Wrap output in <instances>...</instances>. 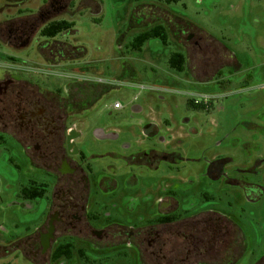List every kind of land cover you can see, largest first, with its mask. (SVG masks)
I'll return each mask as SVG.
<instances>
[{"label": "flooded vegetation", "instance_id": "1", "mask_svg": "<svg viewBox=\"0 0 264 264\" xmlns=\"http://www.w3.org/2000/svg\"><path fill=\"white\" fill-rule=\"evenodd\" d=\"M30 1L0 0V135L21 147L36 178H43L24 186L21 197H41L45 210L32 231L0 245V259L11 261L4 264H232L244 244L242 225L216 210L191 213L185 197H196L192 188L206 177L210 184L239 186L244 198L256 203L264 184L233 177L227 157L212 158L185 181L186 159L177 141L185 133L175 136L154 120L139 119L140 131L130 141L119 128L102 120L94 124V109L107 89L88 80L82 68L61 70L80 58L63 35L73 28L45 32L67 20L57 18L73 0H38L37 8H30ZM78 1L84 11L93 3ZM182 31L189 46L210 50L202 35ZM62 74L69 77L64 86L40 82ZM70 136L76 137L71 149ZM33 190L44 192L37 196Z\"/></svg>", "mask_w": 264, "mask_h": 264}, {"label": "rangeland", "instance_id": "2", "mask_svg": "<svg viewBox=\"0 0 264 264\" xmlns=\"http://www.w3.org/2000/svg\"><path fill=\"white\" fill-rule=\"evenodd\" d=\"M37 1H30L29 7L37 8ZM217 1L99 0V5L92 1L93 8L84 11L73 0L71 9L57 19L75 22L74 31L63 35H69L74 53L81 54L61 70L82 68L88 79L107 89L94 109V124L102 120L121 129L126 141L140 131L139 119L154 120L175 136L185 133L177 140L186 159L185 181L212 158L227 157L233 177L264 184V161L258 164L264 160V0H233L243 4L237 12L229 6L216 8ZM176 17L205 29L208 36L203 39L210 50L201 53L189 46L181 32L185 24ZM156 24L166 27L169 42L150 39L142 50H133V39ZM219 42L226 50L219 48ZM174 52L190 57L185 71L168 65ZM68 78L40 77V82L64 86ZM117 101L123 105L118 111L112 108ZM108 148L112 147L107 144ZM205 178H198L192 188L196 197H185V209L216 210L235 219L250 248L237 264H254L255 255L264 253V194L261 201L251 203L239 186L210 184ZM34 179L43 178H36L23 149L0 135V245L10 244L40 223L42 199L21 197V189ZM6 262L11 261L0 259V264Z\"/></svg>", "mask_w": 264, "mask_h": 264}, {"label": "trees", "instance_id": "3", "mask_svg": "<svg viewBox=\"0 0 264 264\" xmlns=\"http://www.w3.org/2000/svg\"><path fill=\"white\" fill-rule=\"evenodd\" d=\"M93 2H95L97 5H99V3H98L99 0H93ZM172 17L173 16L169 15V18H172ZM174 18L175 17H173V19ZM176 19L180 20L181 22H184V24H185V21H182L180 18L176 17ZM169 21H170V19H169ZM174 21H175V19H174ZM147 22H151V21H143L142 23H147ZM169 23L172 24L171 22H169ZM74 24H75V22H70L67 20L56 21V22L48 25L46 27L45 32H46V35H56L58 33H61V32H64L66 30L73 28ZM184 27H185V25H184ZM205 36H208V35H205ZM150 39H159L164 44H167L169 42V35H168L166 27L163 24H156L155 26H153L150 29L142 32L140 35L136 36L133 39V41L131 42L130 47L135 51H140V50H142L144 45L147 43V41H149ZM209 39L210 40H208V41L213 43L214 45H216V43H218L215 39H212V38H209ZM219 45H220V42H219ZM221 46L222 45H220V47ZM222 49L226 50V48H224V47H222ZM168 65L176 71L183 72L187 68V65H189V56L187 57L185 54H183L181 52H174L169 57ZM25 190H27V188ZM28 192H31V190H29ZM32 192L34 195L41 196L44 191L41 190L40 192H38V191L33 190ZM25 198L37 199V198H41V197H25Z\"/></svg>", "mask_w": 264, "mask_h": 264}, {"label": "crops", "instance_id": "4", "mask_svg": "<svg viewBox=\"0 0 264 264\" xmlns=\"http://www.w3.org/2000/svg\"><path fill=\"white\" fill-rule=\"evenodd\" d=\"M233 0H218L215 4H216V8H218L219 6L222 7L223 9L228 7L230 9H235L236 12L239 11L242 7L243 4L242 3H233ZM232 2V3H230ZM179 18V17H178ZM181 19V18H180ZM182 21H185V27L183 26V28H191L193 29L196 33H198L199 35H207L206 34V30L202 29V28H198L196 25H192L189 21L185 20V19H181ZM167 23L170 25L169 20H166ZM184 23V22H183ZM189 27V28H188ZM182 28V29H183ZM181 29V32H183ZM208 33V32H207ZM185 32L182 33V37H184ZM211 36V35H210ZM220 49H222V47H219ZM123 106V105H122ZM123 109V107L121 108ZM119 109V110H121ZM118 111V110H117ZM171 130V129H170ZM263 167V166H262ZM242 234L244 235V244L242 245V247L239 249L238 251V258L234 261L233 264H237L239 262V260L245 255V253L250 249L247 243V238H246V234L244 229L242 230ZM256 259H254L253 263L254 264H264V253H261L259 255H255Z\"/></svg>", "mask_w": 264, "mask_h": 264}, {"label": "built area", "instance_id": "5", "mask_svg": "<svg viewBox=\"0 0 264 264\" xmlns=\"http://www.w3.org/2000/svg\"><path fill=\"white\" fill-rule=\"evenodd\" d=\"M90 79V78H89ZM88 79V80H89ZM92 80V79H91ZM123 106H122V104L119 102V101H117V102H115L114 104H113V106H112V108L113 109H115V110H119V109H121Z\"/></svg>", "mask_w": 264, "mask_h": 264}, {"label": "water", "instance_id": "6", "mask_svg": "<svg viewBox=\"0 0 264 264\" xmlns=\"http://www.w3.org/2000/svg\"><path fill=\"white\" fill-rule=\"evenodd\" d=\"M73 139H76V137H69L68 138V146H69V149H71L72 147H74V145H75V143L74 142H72L71 140H73Z\"/></svg>", "mask_w": 264, "mask_h": 264}]
</instances>
